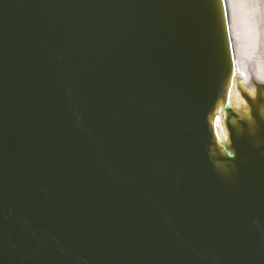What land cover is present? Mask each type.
<instances>
[{
	"label": "water",
	"instance_id": "water-1",
	"mask_svg": "<svg viewBox=\"0 0 264 264\" xmlns=\"http://www.w3.org/2000/svg\"><path fill=\"white\" fill-rule=\"evenodd\" d=\"M0 264H264L228 0H0Z\"/></svg>",
	"mask_w": 264,
	"mask_h": 264
},
{
	"label": "bare ground",
	"instance_id": "bare-ground-1",
	"mask_svg": "<svg viewBox=\"0 0 264 264\" xmlns=\"http://www.w3.org/2000/svg\"><path fill=\"white\" fill-rule=\"evenodd\" d=\"M237 68L264 79V0H228Z\"/></svg>",
	"mask_w": 264,
	"mask_h": 264
}]
</instances>
